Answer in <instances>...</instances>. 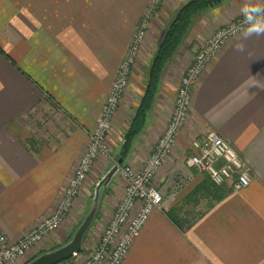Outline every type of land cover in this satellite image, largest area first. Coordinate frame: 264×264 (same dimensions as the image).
<instances>
[{"label": "crops", "instance_id": "0c3cea01", "mask_svg": "<svg viewBox=\"0 0 264 264\" xmlns=\"http://www.w3.org/2000/svg\"><path fill=\"white\" fill-rule=\"evenodd\" d=\"M187 1L165 0L144 41L143 60L150 62L171 23L162 10L173 15ZM150 2L0 0V47L14 61L0 52V232L11 241L30 232L59 202L87 148V130L96 124ZM263 4L264 0H221L210 6L200 17V29L189 46L193 50L194 43H204L228 20ZM246 35L244 31L231 38L199 77L191 97L189 124L155 177L167 207L153 211L122 264H264V35L247 39ZM237 43L244 45L243 52L236 51ZM169 66L146 127L124 165L140 168L165 129L169 117L165 111L173 108L183 73L181 65ZM137 72L131 80H137ZM130 90L113 122L109 141L114 156L122 144L118 134L124 133L121 129L128 127L132 114L127 119L129 110L124 108L138 105L131 104L132 91L139 98L144 92L141 87ZM191 128L193 134L213 130L230 141L249 168L250 184L241 190L227 186L222 200L191 226L180 229L166 212L189 219L188 196L207 177L185 165L191 151L184 132ZM104 164L100 159L92 174L101 173ZM92 174L76 199L80 208L89 200ZM121 179L103 186L94 218L101 228L124 196L126 182ZM76 210L74 221L81 217V209ZM66 229L48 235L42 252L64 244L70 232ZM85 245L80 254L84 258L89 253Z\"/></svg>", "mask_w": 264, "mask_h": 264}, {"label": "built area", "instance_id": "2783aa9c", "mask_svg": "<svg viewBox=\"0 0 264 264\" xmlns=\"http://www.w3.org/2000/svg\"><path fill=\"white\" fill-rule=\"evenodd\" d=\"M153 1L157 3L158 0ZM152 14L151 8L148 16ZM256 22H264V4L251 11V15L244 14L236 17L228 25L220 27L197 53L194 64L182 79L174 102L175 112L160 136L153 155L150 156L141 172H135L131 166L123 165L122 176L127 183L124 196L105 226L98 243L79 264H122L153 211L157 208L163 209L164 196L160 188L155 185L154 178L171 154L180 132L187 123L195 85L206 66L228 41L246 31L249 24ZM146 27L142 24L137 29L134 50H131L121 64V71L114 84L115 88L103 107L96 131L90 137L89 149L80 158L79 167L69 181L68 191L65 189L63 193L64 199H60V201L63 200L57 203L53 213L44 222L18 240L11 241L0 232V264H25L35 257L26 258L32 248L41 243L47 235L59 229L62 220L70 211L72 202L80 194L97 156L110 153L105 140L112 127V118L124 97V89L128 85L131 73L130 68L138 55L145 32H147ZM190 151L191 153L185 158L186 167L191 171L195 169L198 173L206 175L215 185L241 190L250 184L249 168L241 153L230 141L215 131L196 135L191 141ZM79 254L74 256L77 257ZM23 258L27 261L22 262Z\"/></svg>", "mask_w": 264, "mask_h": 264}, {"label": "rangeland", "instance_id": "374dc122", "mask_svg": "<svg viewBox=\"0 0 264 264\" xmlns=\"http://www.w3.org/2000/svg\"><path fill=\"white\" fill-rule=\"evenodd\" d=\"M153 0H151V2H150V4L148 5V7L146 8V10L144 11V13L141 15V17H140V19H139V21H138V23H137V25H136V28H135V30H134V33H133V35H132V38H131V42H130V44H129V46H128V49H127V51H126V53H125V55H124V57L122 58V60H121V62H120V64H119V66H118V68H117V70H116V74H115V77H114V79H113V82H112V85H111V87H110V90H109V92H108V94H107V96H106V98H105V100H104V102H103V105H102V107H101V111H100V114H99V116H98V118H97V120H96V124H95V126H94V128L92 129V130H87V135H88V143H87V148H86V150H85V152H87L88 151V149H89V146H90V142H91V140H90V137H91V135H93V133L96 131V129H97V125H98V121H99V118L101 117V114H102V110H103V107H104V105H105V103H106V101H107V99H108V97H109V95L113 92V90H114V84H115V82L117 81V76L119 75V72L121 71V64L124 62V60L126 59V57H127V55L128 54H130V52H131V50L133 51L134 50V44H135V41H136V32H138L137 31V29H139V26L140 25H142V24H145V27H146V30H147V32H145V35H144V38H143V40L141 41V43H140V47H139V52H138V55H137V57L135 58V61H134V63L132 64V66H131V73H130V77L128 78V85L125 87V89H124V95L126 94V92H128V90H129V87L131 88V90L130 91H132V89H136V88H139L140 89V87L141 88H143L144 89V87H145V84H146V80H147V71H148V67H149V63L150 62H147L148 60H146V58H144V60H143V56L141 57V55H142V53H141V51H143V46H144V41H145V39H146V37H147V34H148V31H149V29H150V25H151V23H152V21H153V19H154V17L156 16V14H158V12L161 10V8H162V5L164 4V2H165V0H161V1H157V3H153L152 2ZM186 3V2H185ZM184 3V4H185ZM152 4H154V6H152ZM183 5V4H182ZM181 5V6H182ZM180 6V7H181ZM179 7V8H180ZM152 8V10H153V14L151 15V16H148V12L150 11V9ZM178 8V9H179ZM162 12H163V14H165V15H168L169 16V20L170 21H172L173 20V18H174V16H175V14L176 13H174L173 15L172 14H170V13H168L167 14V10H162ZM176 12H177V10H176ZM246 14H248V13H246ZM203 15H205V14H202V15H199L195 20H194V22H193V25H192V27H191V29H190V31H189V33H188V35H187V37H186V39L184 40V42L182 43V45H181V47H180V49L178 50V52H177V55H178V58H177V60H180V63L178 64V62H177V60H175V58H176V56H174L172 59H171V61L169 62V64H170V66L172 65V66H175V65H181V69H183V73L182 74H180L181 76H180V80H179V82H178V85L176 86V90H175V98H174V102H175V99H176V95H177V93H178V89H179V87H180V85H181V82H182V79H183V77H185L186 76V73H187V71L189 70V68H191V66L194 64V62H195V58H196V55H197V53L201 50V48L202 47H204L205 46V44H206V42L209 40H206V41H204V43H202V44H200V43H194V45H193V47H194V51L191 49V43L194 41V38H196V33H198V29H200V17L201 16H203ZM242 16V15H241ZM150 17V18H149ZM236 17H239V16H236ZM236 17H234L233 19H235ZM232 19V20H233ZM232 20H228L227 22H225L224 24H222L221 26H219L215 31H214V33L220 28V27H223V26H226V25H228ZM194 31H196V32H194ZM194 32V33H193ZM213 33V34H214ZM163 35V34H162ZM190 45V46H189ZM227 45V44H226ZM145 50V49H144ZM190 50L192 51V52H190ZM193 53V54H192ZM154 56V55H153ZM153 58V57H152ZM189 60H190V62H189ZM151 61V60H150ZM168 64V65H169ZM169 66V67H170ZM137 68V69H136ZM138 70V74H137V76H138V78H137V80H131L132 79V74H133V72L135 71L136 72V70ZM177 72H179V70H178V68H177V70H176ZM139 80H140V82H139ZM132 81H135V82H132ZM132 82V83H131ZM134 83V84H133ZM131 84H133V86L131 85ZM140 86V87H139ZM133 92V99L131 100V104H133L134 102H140V98L142 97V95H141V97L139 98L138 97V93L136 94L134 91H132ZM124 98V97H123ZM137 99V100H136ZM122 103H123V99H122V101L120 102V106L122 105ZM120 106H119V108H118V110L120 109ZM131 107V108H130ZM130 107L129 108H124L126 111L127 110H129L128 111V117H127V115H125L126 116V118L128 119L129 118V115H130V113L132 112V114H131V118H132V116L134 115L133 114V112H135V110H136V108H134V106H132V105H130ZM137 107V106H136ZM118 110L116 111V113L118 112ZM174 112H175V105H173V108H172V110L170 111V110H167V111H165V113H166V116H168L169 115V117H168V119H167V123H166V126H167V124H169V121H170V119H172V117H173V114H174ZM116 113H115V115H116ZM115 115H114V118H115ZM114 118H112V127H111V130H110V133H109V135H108V138H107V140H105V142L107 143V147H108V149H109V151H110V153L109 154H106L105 156H103V155H101V154H99L98 156H97V159L95 160V162H93V166L90 168V170H89V174H87V177H86V179H85V181H84V183H83V186H82V188H81V190H80V194L75 198V200L72 202V205H71V207H70V211L66 214L67 216L65 217V219H63L62 220V222H61V225H60V227H59V229H57V232H59L60 231V229H66V227H68L66 230H70V232L67 234V237L66 238H68V236L70 235V234H72L73 233V231L77 228V226L78 225H80L81 224V222L84 220V218H85V216H86V214L88 213V211H89V209H90V207H91V205H92V203H93V200H94V198H95V195H96V193H97V189H98V187H99V184L100 183H102V185L103 186H105V184H107V183H109L110 181H113V180H115V179H117L118 181H121V180H123V179H121L123 176H122V167H123V165H122V163L119 165L118 164V162H117V156H118V153H117V155L116 156H114L113 155V152H114V149L112 148V145L110 144V137H113V128H114V126H113V122H114ZM131 118L128 120V121H131ZM188 122V124H189V120H187ZM129 124V123H128ZM127 124V125H128ZM166 126H165V128H166ZM121 129V128H120ZM122 131H125L126 129H125V127H123L122 129H121ZM164 131H165V129H164ZM163 131V132H164ZM213 131V130H212ZM182 132V131H181ZM181 132H180V134H181ZM193 132H195V130H194V128H191V131H188V133L187 134H185L186 132H184V135H185V139L187 140V143L189 144V145H191V141L193 140V138L196 136V135H199V134H201V133H198V134H193ZM183 133V132H182ZM163 134V133H162ZM179 134V135H180ZM118 135H120V136H122V143H123V137H124V133H122V132H120ZM117 135V136H118ZM192 135H194L193 137H192ZM181 136V135H180ZM160 138L161 137H159V139L157 140V142L160 140ZM178 138H179V136H178ZM178 138H177V142H176V145L172 148V151H171V153L177 148V143H178ZM184 138V137H183ZM227 140V139H226ZM157 142H156V145H157ZM232 144V143H231ZM155 145V146H156ZM119 146H121L120 144H118V148L120 149V147ZM155 146H154V148H153V150H152V152L147 156V158L145 159V161L143 162V164H142V166L140 167V168H134V167H132L131 166V168L135 171V172H141L142 170H143V168H144V166L146 165V163H147V161L149 160V158H150V156H152L153 155V152H154V150H155ZM234 146V145H233ZM235 147V146H234ZM236 148V147H235ZM119 149H117V152H119ZM236 150L237 151H239L237 148H236ZM84 152V153H85ZM83 156V155H82ZM170 156V155H169ZM100 159H103V161L105 162V164H104V168H103V170H102V172L101 173H99L98 175L95 173V174H92L93 172H94V168H96V164L98 163V161L100 160ZM164 163H165V161H164ZM164 163H163V165H164ZM182 163V162H181ZM246 163V162H245ZM106 165V166H105ZM163 165L160 167V169L163 167ZM78 167H79V162H78V164H77V166H76V168H75V170H74V173L76 172V170L78 169ZM159 169V170H160ZM74 173H73V175H74ZM90 174H92V175H95V178H94V180H93V186H92V188H91V194H90V197H89V200L86 202V200L83 202V204H80L81 205V208L79 207V205H78V203H77V201H76V199L77 198H79V196L83 193V191H84V187H85V184H86V182H87V180H88V178H89V176H90ZM157 174V173H156ZM72 175V176H73ZM203 175V174H202ZM206 176V175H205ZM156 177V176H155ZM72 178V177H71ZM70 178V179H71ZM70 181V180H69ZM125 182H126V180H125ZM124 182V183H125ZM154 183H155V185L157 186V187H159V185L155 182V178H154ZM68 185H69V182H68V184H67V186L63 189V191H62V194H61V198H63L64 199V197H63V193H64V191H68ZM126 187H127V183H125L124 184V188L126 189ZM68 188V189H67ZM66 189V190H65ZM106 190V189H105ZM103 192H104V189H102V191H101V197H103ZM161 192H162V194H163V196H164V193H163V191L161 190ZM125 193V192H124ZM101 197H100V200H101ZM60 198V199H61ZM123 198V197H122ZM62 199V200H63ZM61 200V201H62ZM92 200V201H91ZM121 200V199H120ZM120 200H119V202H120ZM199 200H200V202H199V204L197 205V206H195L193 203H191V205H192V207H186V209L187 210H190V213H189V219H192V218H195V217H197L198 216V214L199 213H203L207 208H208V200L209 199H206V198H201V196H199ZM60 201V200H59ZM60 201V202H61ZM75 201H76V203H75ZM118 202V203H119ZM166 202V201H165ZM75 203V204H74ZM118 203H117V205H118ZM75 205V206H74ZM117 205H116V207H117ZM74 206V207H73ZM166 205H165V203H164V206H163V210H165L166 209ZM75 208H78V210H76L77 212H80V209H81V217H80V219L79 220H77V221H74L73 219H74V217H73V211L75 210ZM55 209V208H54ZM115 210H116V208H115ZM54 211V210H53ZM53 211H52V213H53ZM51 213V214H52ZM114 213H115V211H114ZM114 213L112 214V216L114 215ZM50 214V215H51ZM49 215V216H50ZM48 216V217H49ZM112 216H111V218H112ZM47 218V217H46ZM46 218L45 219H42L40 222H38V224L34 227V228H36L39 224H41L42 222H44L45 220H46ZM110 218V219H111ZM95 222L97 223V221H94L93 220V222H92V224H91V226H90V228L88 229V231L86 232L87 233V235H86V238H85V243H86V247H87V249H88V254H90V252L94 249V247H95V245L98 243V241H97V239L99 240L100 239V237H101V235H102V233H103V230H104V228H101V226L100 225H98L99 224V221H98V223L97 224H95ZM33 228V229H34ZM32 229V230H33ZM31 230V231H32ZM30 231V232H31ZM30 232H28V233H30ZM27 233V234H28ZM50 235V234H49ZM48 236V235H47ZM65 238V239H66ZM44 241V240H43ZM42 241V242H43ZM62 241H64V239L63 240H61V242ZM42 242L41 243H39V244H37L34 248H32L31 250H30V252L28 253V255H27V257L26 258H31L32 256H36V255H38L39 253H42V250H43V248H44V246H42ZM60 244V243H59ZM50 249V248H49ZM85 258H86V256H85ZM83 256H81L80 254L77 256V257H75L74 259H73V261L70 263V264H79L82 260H84L85 259ZM27 260L25 259V258H23L22 259V262H26Z\"/></svg>", "mask_w": 264, "mask_h": 264}, {"label": "trees", "instance_id": "16d2710c", "mask_svg": "<svg viewBox=\"0 0 264 264\" xmlns=\"http://www.w3.org/2000/svg\"><path fill=\"white\" fill-rule=\"evenodd\" d=\"M210 8L208 0H188L183 4L176 12L173 20L169 24L163 40L159 44L153 58L151 59L147 71V80L144 87V92L140 98L134 115L131 118V121L124 131L123 143L120 146L118 152V158L122 159V165H124L125 160L128 158L133 143L136 138L143 132L146 127L147 119L152 109L155 106L157 95L161 87V79L163 72L168 66L171 59L177 54L182 43L186 39L194 20L199 16L207 12ZM0 52L4 54L8 59L12 60L0 47ZM12 62H14L12 60ZM229 188V187H228ZM227 186H217L215 185L209 177H206L188 196V200L197 206L200 202L199 196L201 198H207L208 208L213 206L214 202L222 200L228 193ZM169 210L166 214L169 218L180 228L185 229L192 225L196 219H198L203 213H199L197 218L187 219L182 216H176ZM98 215V211L96 216ZM95 216V218H96ZM79 226V225H78ZM77 226V227H78ZM77 229V228H76ZM75 229V230H76ZM74 230V231H75ZM73 231V233H74ZM72 234H70L66 241H68ZM87 233L84 236L83 242L85 243ZM85 249L81 253H83ZM80 253V254H81ZM75 256H72L70 259L65 260L58 264H70Z\"/></svg>", "mask_w": 264, "mask_h": 264}, {"label": "water", "instance_id": "95a60500", "mask_svg": "<svg viewBox=\"0 0 264 264\" xmlns=\"http://www.w3.org/2000/svg\"><path fill=\"white\" fill-rule=\"evenodd\" d=\"M220 1L221 0H208L210 6H213ZM122 161V159H119L118 164L120 165ZM102 189L103 185L100 183L88 213L68 241L50 249L49 251L38 254L25 264H58L70 259L75 254L81 253L84 249V236L90 228L98 211Z\"/></svg>", "mask_w": 264, "mask_h": 264}, {"label": "clouds", "instance_id": "9594fccd", "mask_svg": "<svg viewBox=\"0 0 264 264\" xmlns=\"http://www.w3.org/2000/svg\"><path fill=\"white\" fill-rule=\"evenodd\" d=\"M248 15H251V12L248 13ZM247 35L246 39L255 35L257 37L264 35V22H256V23H251L247 26ZM235 49L238 52H243L244 51V45L242 43H237L235 45Z\"/></svg>", "mask_w": 264, "mask_h": 264}]
</instances>
